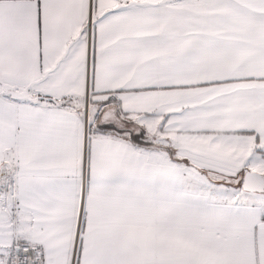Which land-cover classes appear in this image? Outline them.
Returning a JSON list of instances; mask_svg holds the SVG:
<instances>
[{
    "label": "snow or ice",
    "instance_id": "6c2138e0",
    "mask_svg": "<svg viewBox=\"0 0 264 264\" xmlns=\"http://www.w3.org/2000/svg\"><path fill=\"white\" fill-rule=\"evenodd\" d=\"M0 264H264V0H0Z\"/></svg>",
    "mask_w": 264,
    "mask_h": 264
}]
</instances>
